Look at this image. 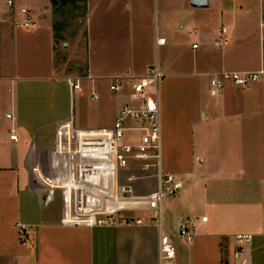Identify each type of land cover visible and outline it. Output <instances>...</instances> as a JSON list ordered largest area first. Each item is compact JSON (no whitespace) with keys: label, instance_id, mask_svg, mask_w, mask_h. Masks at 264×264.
Wrapping results in <instances>:
<instances>
[{"label":"crops","instance_id":"obj_1","mask_svg":"<svg viewBox=\"0 0 264 264\" xmlns=\"http://www.w3.org/2000/svg\"><path fill=\"white\" fill-rule=\"evenodd\" d=\"M51 2L31 11L36 24L29 29L17 27L0 3V264H162L161 234L176 248L173 264H264V0H207L206 8L191 0H86L80 76L71 74ZM104 20L113 22L110 31ZM117 44L157 53L168 47V55L118 65ZM156 64L164 165L183 182L164 202L162 228L144 213L135 215L141 226L65 223L60 190L46 184L57 134L75 125L74 96L91 91L99 101L109 85L103 107L116 121L129 97L112 94V81L143 77ZM227 73L261 77L214 91L215 78ZM143 183L155 189V180ZM187 218L196 220L191 241L178 234Z\"/></svg>","mask_w":264,"mask_h":264},{"label":"built area","instance_id":"obj_2","mask_svg":"<svg viewBox=\"0 0 264 264\" xmlns=\"http://www.w3.org/2000/svg\"><path fill=\"white\" fill-rule=\"evenodd\" d=\"M17 27L32 28L35 19L31 10L17 0H7ZM164 39L157 41L158 46ZM194 48H197L195 46ZM259 73L221 74L213 81L214 91L226 84L247 87L257 82ZM163 75L158 64L148 68L140 78H116L110 85L115 94L127 93L125 103L114 124L100 129H77L72 122L61 126L52 153L51 173L56 190L64 193V222L87 226L144 225L136 214H149L152 225H163L164 202L180 194L181 178L166 170L161 123L160 86ZM68 83L74 90L78 84ZM94 100L98 98L92 97ZM155 180V189L148 192L143 182ZM203 218V223L207 222ZM181 238L196 236V220L187 218L178 227ZM27 237V228L19 230ZM237 236V241H249ZM242 249V248H241ZM162 264H173L176 248L164 234L160 237ZM238 255V252L236 253Z\"/></svg>","mask_w":264,"mask_h":264},{"label":"rangeland","instance_id":"obj_3","mask_svg":"<svg viewBox=\"0 0 264 264\" xmlns=\"http://www.w3.org/2000/svg\"><path fill=\"white\" fill-rule=\"evenodd\" d=\"M85 1L86 0H52L50 5V10L52 11V16L54 17L56 31L60 36L61 42L67 44V52L70 58L71 71H76L71 72V74H76V76L82 75L83 72H78V69L80 68L79 70H81V68L86 66L85 58L87 56L88 45L85 41L86 29L84 27L83 19L86 8L84 4ZM47 2H49V0H25L23 7L29 8L31 11H38L39 9L43 8ZM0 3H3L5 6H7V0H0ZM20 5L22 6L23 4ZM7 9V16L11 15L8 6ZM93 13L94 10L92 11V14ZM92 16L91 23L94 24L95 16L94 14ZM108 22L105 21L104 24L106 30L110 31V29H112L114 26H112L113 22ZM153 25L156 29V26L158 25L157 10L154 11ZM123 31V29L121 31L118 30V33L122 34ZM188 38L192 37L189 36ZM127 47L128 48H125V46L120 44L114 45L112 59L117 61L118 65L126 64L133 59L138 60L139 62H146L151 58L156 59L157 56L159 57V60H161L163 57L168 55V52H166L168 47L162 49L163 51H160L159 53H157L155 50H150V48L148 50L144 49L146 46L129 45ZM139 47L144 48L139 49ZM77 62L78 64L81 62L82 65H78ZM108 89L109 85L107 86V84L99 89L98 94L100 97H104L99 101L91 100V91H87L84 95L76 93L74 96L72 114L74 115L77 129H100L110 127L114 123L116 117L113 116L109 110L103 107L106 103L105 96L110 97ZM50 175L52 176V174ZM52 184L53 182L51 179V181L46 184L47 187H49L48 189H55L52 187ZM58 192L62 197H64V193L61 190Z\"/></svg>","mask_w":264,"mask_h":264},{"label":"water","instance_id":"obj_4","mask_svg":"<svg viewBox=\"0 0 264 264\" xmlns=\"http://www.w3.org/2000/svg\"><path fill=\"white\" fill-rule=\"evenodd\" d=\"M191 6L194 8H206L208 2L207 0H191Z\"/></svg>","mask_w":264,"mask_h":264}]
</instances>
